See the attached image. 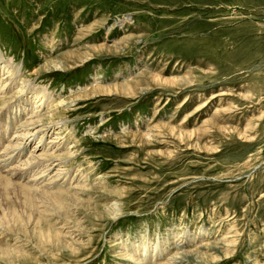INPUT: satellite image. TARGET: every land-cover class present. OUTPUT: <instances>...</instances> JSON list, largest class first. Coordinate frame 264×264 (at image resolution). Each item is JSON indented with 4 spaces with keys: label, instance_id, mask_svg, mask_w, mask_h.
Masks as SVG:
<instances>
[{
    "label": "rangeland",
    "instance_id": "obj_1",
    "mask_svg": "<svg viewBox=\"0 0 264 264\" xmlns=\"http://www.w3.org/2000/svg\"><path fill=\"white\" fill-rule=\"evenodd\" d=\"M0 55L3 139L35 89L51 128L1 174L57 164L0 182V264H264V0H0Z\"/></svg>",
    "mask_w": 264,
    "mask_h": 264
},
{
    "label": "bare ground",
    "instance_id": "obj_2",
    "mask_svg": "<svg viewBox=\"0 0 264 264\" xmlns=\"http://www.w3.org/2000/svg\"><path fill=\"white\" fill-rule=\"evenodd\" d=\"M118 47L120 48V45H118ZM12 66V67H11ZM16 66V65H15ZM55 66H57V65H55ZM0 68H2V69H6V68H13V64L12 63H10L9 61H7V60H5V59H3L2 58V56L0 55ZM14 70V71H13ZM13 70H11L13 73L11 74V78H9V77H6L5 79H6V81L3 83V85H1V83H0V99L1 98H7V94H9L8 92H6L7 90H6V88H5V86L8 84V87L9 86H11L12 84H14L18 79H17V77L15 76L16 74H17V72H18V70H17V68L15 67V68H13ZM6 71V70H5ZM8 76V75H7ZM8 80H9V83H8ZM23 81H25V80H23ZM23 81L21 82V83H23ZM21 85H23V84H21ZM24 86V85H23ZM24 88V87H23ZM29 92H31V91H29ZM28 92V93H29ZM28 94L26 93V95H25V97L27 96ZM50 97V96H49ZM48 97V94L46 93V91H44V90H36L35 89V91H33V99L34 100H36L37 98H38V102H40V103H38V102H35V103H38V105H34L35 107H34V110H32L31 111V113H27V114H25V116L26 115H29L28 117H26V118H24V113H25V110H26V107L27 106H29L30 105V102L32 101H30V100H27V98H28V96L24 99V97H22L21 99H17V101L15 102V104H13V106L11 107V109H12V111L10 112L9 111V113H6V119H5V125H6V127H8V126H10V124L14 121V124L15 123H17V122H19L21 119H23V121L20 123L21 125H14V129H16L15 130V135H14V139L13 140H10V141H7V138H5V139H3L4 138V134H2V133H0V143L2 142V141H4V140H6V142L8 143V145H6V146H4L3 147V149H2V151H4L3 153H0V166H2V165H5V168L6 167H8V164L9 163H11L12 162V160H9L10 159V153L9 152H12V153H15L16 152V157H17V160L19 159V156L22 154V152H23V148H24V144L26 143V142H28L29 140H32V139H38V144H39V142H41L42 141V139H43V137L45 136V135H47L48 136V131L51 129L50 127H48L47 126V128H43L44 127V123L42 122V120L40 119L42 116H43V114H42V111H43V108H42V106H43V104H45L46 103V101H48V100H50V98ZM29 99V98H28ZM6 100V99H5ZM25 102H27L26 104H25ZM64 102L65 101H60L59 102V105H62V104H64ZM10 106V105H9ZM59 107V106H58ZM55 108H57V106H55ZM13 109H15V111L13 112ZM36 110V111H35ZM11 113H13V114H11ZM2 115V114H1ZM9 119H10V121H9ZM38 122H41L42 123V126H40L39 128H37L35 131H30L29 130V128L30 127H33L36 123H38ZM53 127V126H52ZM40 132H42L43 134L39 137V135H38V133H40ZM144 137H146V138H150V135L149 134H145L144 135ZM61 141H62V139H61ZM57 144L59 145V143L57 142ZM62 144V143H61ZM57 145V146H58ZM42 149H44V148H42ZM9 151V152H8ZM58 151H56L55 153H53V152H50V153H47L46 155L47 156H45L44 157V159L46 160V158H48V157H50L51 155L52 156H54V157H56L58 154H56ZM4 154V155H3ZM54 157H51V158H54ZM58 157V156H57ZM54 159H58V158H54ZM48 162V161H47ZM57 164H53V163H51V164H47L46 162H45V164H43L42 163V161L40 162V161H37V162H33V163H23V167L25 166L26 167V169H24V170H26V171H28V174H30V173H32V175H30V176H32L31 178H30V180H29V182L30 181H37L38 179H41L42 177H44V174L46 173V175H47V173L49 172V174L52 172V171H50V168L53 166V168H54V166H56ZM41 166H43V169L40 171H35L34 169L36 168V167H41ZM1 169H5L4 167H0ZM22 168V167H21ZM13 169H11V170H8L7 169V172H5V171H2L3 172V175L1 174V172H0V178L1 179H3L2 181H0L2 184H3V186L5 187V188H11V187H15L16 185H19L21 182V179H22V175H23V172H24V170L23 169H21V170H19V171H12ZM30 170V171H29ZM25 171V172H26ZM56 172H58V171H56ZM6 174V175H5ZM25 174V173H24ZM37 175H39L40 176V178H38V176ZM60 175H62V174H56L55 175V179L54 180H57L58 178H59V176ZM54 176V175H53ZM51 178V177H50ZM53 180V181H54ZM28 181V180H27ZM52 181V182H53ZM16 183H19V184H16ZM33 183V182H32ZM53 184H55V182H53ZM38 185V184H37ZM20 187H18L19 188V190L20 191H24L25 192V188L24 187H22L21 185H19ZM49 186V185H48ZM41 187V186H40ZM46 188V187H45ZM58 188V187H57ZM32 189L33 190H35V195H37L38 196V198L39 197H41V198H44L43 196H44V192L46 193L47 191H49V190H44L43 192H39L38 191V188H37V186L35 185V184H33L32 185ZM56 189V188H55ZM73 189V188H72ZM58 190H62V189H58ZM27 191V190H26ZM52 191V190H51ZM56 191V190H55ZM60 191H58V192H60ZM63 191V190H62ZM67 191V190H66ZM28 192V191H27ZM27 192H25V193H27ZM24 193V194H25ZM48 193V192H47ZM25 195H27V194H25ZM63 195H64V193H63ZM61 206V205H60ZM62 207V206H61ZM119 211H120V209L118 208H112L111 210H110V208L107 210V212H108V214L111 216V218H116L117 216H118V214H119ZM37 219V218H36ZM1 229V228H0ZM217 231H219V229H218V227H217ZM8 236V235H7ZM7 236L5 235V237L7 238ZM20 238V237H19ZM224 238H229V237H224L223 236V239ZM10 239V238H9ZM15 241H17L18 242V240H16L15 239ZM15 243V242H14ZM227 243V242H226ZM206 246L208 247V249H211V248H217L218 249V251L219 252H221V250H222V248H225V250H228L229 249V245L228 244H226V245H223V244H221V242L220 243H205V244H203V245H201V246H199V248H197V249H195V250H187V252H184V251H182L181 253L180 252H178V253H176V254H182V258L184 257V258H189V259H191V258H194V262H196V259H199L200 261H204V259H202V257L204 256V253H200L198 250L199 249H203V250H205L206 251ZM159 248V246H155L154 247V255L155 254H157V249ZM160 250V249H159ZM17 251H18V249H17ZM161 251V250H160ZM134 252H135V254H136V252H137V249H134ZM142 252V251H141ZM156 252V253H155ZM12 253H14V252H6V253H4L6 256H11V254ZM142 253H144V255H145V253H146V249H143V252ZM175 254V255H176ZM143 254H141V257L142 256H144ZM140 257V258H141ZM132 260V259H131ZM170 260V259H169ZM215 260V257H213V261ZM135 261V260H134ZM186 261H190V260H186ZM137 262V264H138V262L139 261H136ZM170 262V261H169ZM172 262V264H175V262L174 261H171ZM199 262V261H198ZM204 263V262H203ZM136 264V263H135Z\"/></svg>",
    "mask_w": 264,
    "mask_h": 264
}]
</instances>
